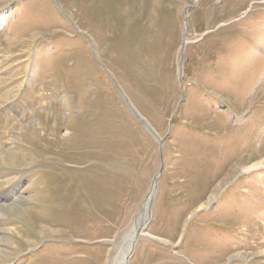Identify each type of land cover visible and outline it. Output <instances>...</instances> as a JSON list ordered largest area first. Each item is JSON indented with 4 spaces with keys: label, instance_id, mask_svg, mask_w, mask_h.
<instances>
[{
    "label": "rangeland",
    "instance_id": "374dc122",
    "mask_svg": "<svg viewBox=\"0 0 264 264\" xmlns=\"http://www.w3.org/2000/svg\"><path fill=\"white\" fill-rule=\"evenodd\" d=\"M145 221L127 264H264V0H0V264Z\"/></svg>",
    "mask_w": 264,
    "mask_h": 264
},
{
    "label": "bare ground",
    "instance_id": "6f19581e",
    "mask_svg": "<svg viewBox=\"0 0 264 264\" xmlns=\"http://www.w3.org/2000/svg\"><path fill=\"white\" fill-rule=\"evenodd\" d=\"M155 192H156V183H153L152 189H151L149 195H147L148 197L145 200V204H144V214L142 215V220L144 219L145 215H147L148 212H150V206H151L153 197L155 196ZM141 224H139L135 228V231L130 234V239H129L127 245L124 246V250L122 252V255L120 257V260H117V261H119L117 264H125L126 263V258L129 256L130 252L131 251L133 252V250L135 249V246L133 245V240H134L135 232H136V230L138 228L145 227L146 224H147V222L145 221V222H142Z\"/></svg>",
    "mask_w": 264,
    "mask_h": 264
},
{
    "label": "water",
    "instance_id": "95a60500",
    "mask_svg": "<svg viewBox=\"0 0 264 264\" xmlns=\"http://www.w3.org/2000/svg\"><path fill=\"white\" fill-rule=\"evenodd\" d=\"M187 12L185 13V20H184V22H185V26H186V24H187ZM188 32H187V26H186V34H187ZM180 68H181V65H180ZM162 144H163V141L162 140H160V147L162 146ZM161 155H162V153H161ZM163 168H164V165H163V159H162V167H161V170H160V173L162 172V170H163ZM154 183H156V189H157V177H155V179H154ZM153 199H154V197H153ZM153 201V200H152ZM142 227H140V228H138L137 230H136V232H135V235H134V240H133V245L135 246L136 245V243H137V240H138V237H139V235L142 233ZM131 254H132V251L130 252V254H129V256L126 258V263L125 264H127L128 263V261H129V259H130V257H131Z\"/></svg>",
    "mask_w": 264,
    "mask_h": 264
}]
</instances>
